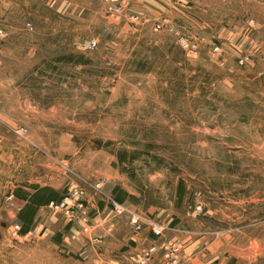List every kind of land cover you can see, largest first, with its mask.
<instances>
[{
	"label": "rangeland",
	"instance_id": "rangeland-1",
	"mask_svg": "<svg viewBox=\"0 0 264 264\" xmlns=\"http://www.w3.org/2000/svg\"><path fill=\"white\" fill-rule=\"evenodd\" d=\"M208 2L223 14L226 0H0V264H78L54 225L19 233L12 191L86 197L102 179L192 232L201 263L264 264V55L193 29ZM252 3L243 23L264 19Z\"/></svg>",
	"mask_w": 264,
	"mask_h": 264
},
{
	"label": "crops",
	"instance_id": "crops-1",
	"mask_svg": "<svg viewBox=\"0 0 264 264\" xmlns=\"http://www.w3.org/2000/svg\"><path fill=\"white\" fill-rule=\"evenodd\" d=\"M252 2L264 8V0H226L221 15L209 2L206 6L203 4L205 21L201 20L199 12L197 18L192 17V27L203 36L223 39L225 53L228 50L229 54L239 52L245 55H264V19L251 17L254 24L248 25L250 20L248 18L243 23V19L247 16L245 6L252 5ZM42 187L52 188L59 192V195L64 194L55 186L46 183L18 185L12 191L17 193L12 195L17 201L16 220L20 229L23 222L17 217L19 210L27 203L30 194ZM115 188H117L115 184H105L101 193L86 191V207L90 213L89 224L79 220H69L63 211L51 206V203L59 201L54 194L48 192L44 196L48 201L37 206L29 231L54 225L53 231L58 232L56 236L61 239L60 244L67 253L69 252L67 254L69 258H73L78 264H196L195 260L198 264H222V260L214 263V260H207L209 258L201 263V258L199 259L198 256L201 240L193 237L192 232L177 224L166 222L169 228L161 236H155L148 228L134 231L127 223V214L116 215L109 205L108 199L114 197ZM126 202L127 197L120 203ZM75 212L78 210L75 209ZM86 226L87 231L84 230ZM152 245L156 246V250L147 262L141 263L142 249ZM165 246L179 247L176 262L172 263L165 258L163 255ZM224 264L229 263L225 261Z\"/></svg>",
	"mask_w": 264,
	"mask_h": 264
},
{
	"label": "built area",
	"instance_id": "built-area-1",
	"mask_svg": "<svg viewBox=\"0 0 264 264\" xmlns=\"http://www.w3.org/2000/svg\"><path fill=\"white\" fill-rule=\"evenodd\" d=\"M108 2V10L113 12L121 11V6L119 5L118 0H108ZM252 24H254V20L250 19L248 21V25ZM152 28L154 31H167L169 33L179 35L180 42L182 43V46L184 48L193 49L197 47L199 40L198 38L195 40H188L189 37H186L181 34V32L177 30L174 26L166 24V21H155L152 25ZM0 34L3 35L1 30ZM213 49L219 50V46L216 45L213 47ZM243 61L244 60L242 58L239 59V63H243ZM103 183L104 179L94 182L92 186L97 192L101 193L100 186ZM108 202L114 214H127V223L131 225L134 231H140L143 228H148L155 236H161L169 228L167 224L161 222L157 218L131 210L127 205L116 201L113 197H109ZM50 205L57 210L63 211L64 214L69 218V220H79L84 224H89L90 213L86 207L85 190L80 187L68 188L62 195V198L58 203H51ZM199 208L200 207H198L197 209ZM75 209H77L78 212H75ZM16 227L19 231L20 228L17 225ZM84 230H88L87 226L84 227ZM155 250L156 246L154 245L143 248L141 251V263L147 262L151 258V255L154 253ZM163 250V255L166 259L170 260L172 263L177 261V256L179 252L178 246H172L169 248L165 246Z\"/></svg>",
	"mask_w": 264,
	"mask_h": 264
},
{
	"label": "trees",
	"instance_id": "trees-1",
	"mask_svg": "<svg viewBox=\"0 0 264 264\" xmlns=\"http://www.w3.org/2000/svg\"><path fill=\"white\" fill-rule=\"evenodd\" d=\"M178 189H180V183ZM48 192L50 194H54V196L57 198V201H60L62 195H59V192L49 187L38 188L35 192L30 194L29 198L27 199V203L19 210L17 214V217L23 222L21 229H19L20 234H25L29 231V227L31 226L37 206L45 201H48V199L44 198ZM14 194H17L16 191ZM113 195V198L118 202H122L125 199V193L123 194L118 190V188L114 189Z\"/></svg>",
	"mask_w": 264,
	"mask_h": 264
}]
</instances>
